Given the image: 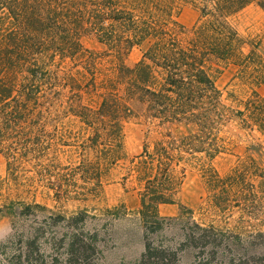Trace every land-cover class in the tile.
Segmentation results:
<instances>
[{"label": "trees", "instance_id": "trees-1", "mask_svg": "<svg viewBox=\"0 0 264 264\" xmlns=\"http://www.w3.org/2000/svg\"><path fill=\"white\" fill-rule=\"evenodd\" d=\"M253 3L264 9V0H0V152L9 159L10 175L26 165L40 175L60 167L54 162L59 143L47 128L68 115L85 133L76 168L98 186L127 160L124 126L132 117L190 122L194 133H166L129 159L126 178L139 187L144 224L164 228L168 218L159 207L174 203L187 170L198 168L211 208L232 215L237 207L241 221L264 227V165L243 160L226 174L214 166L229 150L228 126L264 138V95L258 91L264 59L255 47L245 52L247 42L233 22ZM185 5L200 11L191 30L179 21ZM84 36L96 37L108 52L87 48ZM139 45L145 46L142 57L130 66L125 56ZM230 62L240 66V81L251 89L245 99L231 92L225 97L217 86L218 66ZM227 234L193 220L182 243L208 253L196 264H264L263 245ZM248 234L264 238V228ZM155 253L157 259L146 245L140 264H158L176 251Z\"/></svg>", "mask_w": 264, "mask_h": 264}, {"label": "rangeland", "instance_id": "rangeland-1", "mask_svg": "<svg viewBox=\"0 0 264 264\" xmlns=\"http://www.w3.org/2000/svg\"><path fill=\"white\" fill-rule=\"evenodd\" d=\"M199 19L198 9L182 7L179 21L186 30H191ZM233 22L247 42L245 52L255 47L264 59V9L250 4ZM82 41L93 51L108 52V47L94 36H84ZM144 47H133L125 62L136 64ZM218 67L216 83L225 97L231 92L245 99L251 93L250 87L240 81L238 64L230 62ZM258 91L264 95V83ZM47 129L60 148L54 161L60 167H55L52 175H40L26 165L12 177L9 159L0 152V264H140L146 245L155 259L159 255L155 253L157 248L171 247L176 251L158 264H196L208 253L200 252L198 245L182 243L184 230L192 226L193 220L203 226L213 224L228 236L241 234L243 241L264 246L263 237L248 236L264 228L257 221L251 220L252 225L241 221L237 207L230 215L209 206L207 184L198 168L187 170L176 201L159 207L160 214L168 218L164 228L151 222L144 224L141 219L139 187L133 178H126L129 159L142 150L146 141L166 133L178 138L194 133V123L161 124L144 114L132 117L124 126L127 160L114 165L101 179V186L94 179L86 181L76 168L82 160L77 147L83 143L85 133L73 116L57 120ZM61 133L65 134L64 140H60ZM224 134L230 142L229 150L214 160L221 174L243 160L254 159L264 165V138L258 131L232 124ZM72 239L75 245L70 246Z\"/></svg>", "mask_w": 264, "mask_h": 264}]
</instances>
